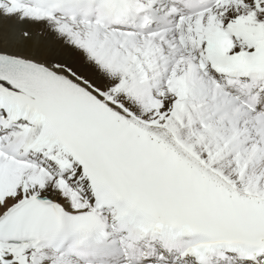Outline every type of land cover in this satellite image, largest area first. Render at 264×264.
I'll list each match as a JSON object with an SVG mask.
<instances>
[{
	"label": "snow or ice",
	"instance_id": "obj_1",
	"mask_svg": "<svg viewBox=\"0 0 264 264\" xmlns=\"http://www.w3.org/2000/svg\"><path fill=\"white\" fill-rule=\"evenodd\" d=\"M0 264H264V0H0Z\"/></svg>",
	"mask_w": 264,
	"mask_h": 264
}]
</instances>
